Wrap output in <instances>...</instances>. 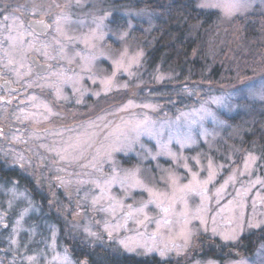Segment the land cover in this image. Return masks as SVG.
Returning <instances> with one entry per match:
<instances>
[{"label":"rangeland","instance_id":"1","mask_svg":"<svg viewBox=\"0 0 264 264\" xmlns=\"http://www.w3.org/2000/svg\"><path fill=\"white\" fill-rule=\"evenodd\" d=\"M102 2L0 0V70L21 86L13 109L0 107V127L15 139L3 152L12 168L45 163L53 172L43 178L47 214L17 182L0 181V264L4 257L12 264H78L50 214L74 234L99 244L108 239L126 254L176 264H264V242L250 255L232 247L222 261L205 253L213 238L235 244L264 225L259 152L221 145L225 130L234 132L222 113H234L233 99L246 95L221 85L195 106L171 111L159 95L164 89L143 82L144 53L128 41L131 19L112 29L128 11ZM232 2L198 5H219L203 8L225 21L257 7L264 13V0H239L229 14ZM43 17L51 28L41 36L28 21ZM31 55L51 63L46 73L36 71ZM244 88L264 101V80ZM26 143L25 150L17 145Z\"/></svg>","mask_w":264,"mask_h":264},{"label":"trees","instance_id":"2","mask_svg":"<svg viewBox=\"0 0 264 264\" xmlns=\"http://www.w3.org/2000/svg\"><path fill=\"white\" fill-rule=\"evenodd\" d=\"M100 5L121 13L128 11L125 18L116 12L118 17L112 29H125L127 18L131 19L134 25L128 41L137 44L144 53L139 68L143 82L153 90L164 89L159 95L171 111L195 106L200 97L205 98L216 90L221 92V85L231 91L244 92V99H233L238 105L234 113H222L234 132L225 130L223 144H217L230 147L241 144L259 152L264 173V101L248 97L251 92L247 88L243 90L264 80L263 11L257 7L225 21L218 10L200 7L198 0H104ZM159 73L166 77L157 83ZM0 156V181L17 182L46 214L49 213V197L44 190L48 180L43 179L46 176L34 177L33 169L27 171L20 164L12 168L9 156L3 151ZM49 216L58 225L78 264H176L157 256L126 254L108 239L103 244L94 243L74 234L64 220ZM210 241L211 246L205 253L216 260L222 261L232 247L254 254L257 246L264 242V225L244 232L235 244L219 238ZM4 261L12 264L8 257H4Z\"/></svg>","mask_w":264,"mask_h":264},{"label":"flooded vegetation","instance_id":"3","mask_svg":"<svg viewBox=\"0 0 264 264\" xmlns=\"http://www.w3.org/2000/svg\"><path fill=\"white\" fill-rule=\"evenodd\" d=\"M44 18V17H43ZM43 18H35V19H43ZM33 19V18H32ZM44 20L46 21V23L48 25H50V23L48 22V20L46 18H44ZM30 21H28V25L30 26V28L34 31L33 29V26H31L29 24ZM51 28V25L49 27V30ZM36 34L38 35H41L43 36L44 34L40 33L38 30H35L34 31ZM34 56L36 57V59L41 62V63H50V62H46V61H42L38 58V56L36 55H31V57ZM51 67V63L49 64ZM35 69H36V66L34 65ZM73 68V66H72ZM45 68L44 67H40L39 71H36L39 73V74H44L46 72H43L42 70H44ZM50 69V68H49ZM42 72V73H41ZM8 80V81H6ZM21 86L17 85V84H14V82L12 80H9L8 78H6L4 75H3V70L1 69L0 70V107H1V104H8L10 106V108L13 109L14 107V103H16V101L18 100V97H19V90H20ZM9 106H7V109H9ZM3 108V107H2ZM7 116H3L2 118H6ZM28 127V126H27ZM7 130V131H6ZM6 131V132H5ZM8 131H12V129H1L0 127V152L3 151L8 145H9V142L12 141V143L15 142V139L14 141L12 140L11 136L9 134H7ZM15 144V143H14ZM18 146H21V148H23L24 150L26 149V146H30L28 143H26V145H19L17 144ZM10 146V145H9ZM31 147V146H30ZM32 149L30 148V151L31 152ZM6 155H8V153H6ZM1 157V156H0ZM42 167V168H41ZM35 168V169H34ZM51 167H47L45 163L42 164V166H40V164H34V167L32 168L34 170V177H38L39 175L40 176H46V178H50V174L53 172L50 170ZM36 172H39V174L35 175ZM47 174V175H46ZM48 180V179H47ZM55 180V179H54ZM54 183H56L54 181ZM59 187V186H58Z\"/></svg>","mask_w":264,"mask_h":264},{"label":"snow or ice","instance_id":"4","mask_svg":"<svg viewBox=\"0 0 264 264\" xmlns=\"http://www.w3.org/2000/svg\"><path fill=\"white\" fill-rule=\"evenodd\" d=\"M200 7H219V5H213V4H201V5H199ZM241 5H240V3H239V0H233V2L232 3H229V4H227L225 7H226V9L228 10V13L229 14H232V10L233 9H236V10H238V8L240 7ZM101 19H103V18H101ZM48 27H50V25H47V24H45L44 23V21L43 20H39V21H36V22H34V24H33V29H34V31L35 30H40V31H43V30H46ZM125 35H127V33H125ZM151 202V201H150ZM143 209H141V211H142ZM163 211L166 213L167 211H168V209L167 208H164L163 209ZM257 227H259V225H257ZM205 231H207V229H205ZM90 235H93V236H95L96 234L95 233H89ZM213 234L215 235V230H213ZM108 235H109V237L111 238L112 237V232L111 231H109L108 232ZM192 233H189L187 236H186V240H188V241H190L191 240V237H192ZM225 239H235L236 237L235 236H226V237H224ZM120 243L128 250V251H135V249L134 248H131V247H129V245L127 244V243H125L124 241H120ZM160 255L161 256H164L165 255V252L164 251H161L160 252Z\"/></svg>","mask_w":264,"mask_h":264},{"label":"water","instance_id":"5","mask_svg":"<svg viewBox=\"0 0 264 264\" xmlns=\"http://www.w3.org/2000/svg\"><path fill=\"white\" fill-rule=\"evenodd\" d=\"M36 21H39V20H33V21H30V25L33 26L34 22H36ZM43 21H44L45 24H47L45 20H43ZM47 25H48V24H47ZM48 29H49V27H48L46 30H43V31H40V30H38V29H37V30H38L40 33H45ZM32 60H33V62H34L35 65H36V69H37V71H39L40 67H44L45 69H47V68L50 66L48 63H41V62H39V61L36 59V57H34V56H32ZM42 71H44V70H42Z\"/></svg>","mask_w":264,"mask_h":264}]
</instances>
